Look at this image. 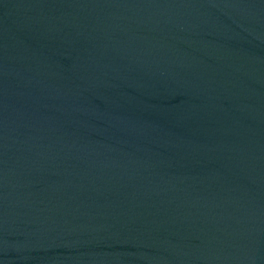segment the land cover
I'll return each instance as SVG.
<instances>
[{
  "label": "water",
  "instance_id": "1",
  "mask_svg": "<svg viewBox=\"0 0 264 264\" xmlns=\"http://www.w3.org/2000/svg\"><path fill=\"white\" fill-rule=\"evenodd\" d=\"M0 264H264V0H0Z\"/></svg>",
  "mask_w": 264,
  "mask_h": 264
}]
</instances>
